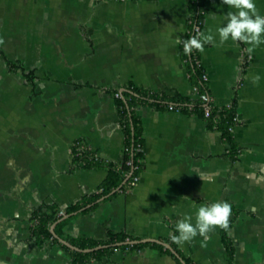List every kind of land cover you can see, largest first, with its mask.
Here are the masks:
<instances>
[{
    "label": "crops",
    "instance_id": "obj_1",
    "mask_svg": "<svg viewBox=\"0 0 264 264\" xmlns=\"http://www.w3.org/2000/svg\"><path fill=\"white\" fill-rule=\"evenodd\" d=\"M254 2L264 16V0ZM205 7L204 34L235 11L222 0ZM191 22L190 0H0V264L72 262L55 237L43 245L34 238L33 216L48 205L61 219L70 216L56 227L67 242L106 240L113 231L127 241L167 243L192 264H229L220 227L182 244L172 239L183 216L195 224L197 209L214 202L232 208L233 264H264V44L249 53L250 45L220 44L217 36L200 52L214 105L237 106L235 158L222 133L195 112L141 105L145 168L138 183L94 209L65 213L98 194L109 173L74 168L77 141L97 159L123 162L117 97L130 85L199 98L183 47ZM156 244L111 245L87 264H179Z\"/></svg>",
    "mask_w": 264,
    "mask_h": 264
},
{
    "label": "trees",
    "instance_id": "obj_2",
    "mask_svg": "<svg viewBox=\"0 0 264 264\" xmlns=\"http://www.w3.org/2000/svg\"><path fill=\"white\" fill-rule=\"evenodd\" d=\"M205 1L206 0H190L192 24L190 33L183 40V47L184 43L188 39L198 33L196 32V27H199L202 32L206 13ZM184 55L185 59L191 66V74L194 84L198 88L199 98L194 102L186 101L179 97L169 98L165 95L148 92L130 85L129 91L126 92L123 97L120 95L117 97V106L120 113V124L125 136L124 160L119 166L106 163L100 159H97L92 149L86 147L81 141H77L73 147V167L76 169L107 168L109 173L105 181L100 186L101 191L98 194L85 198L83 203H79L68 208L65 211L67 215L81 210L87 204L95 203L92 209L96 208L98 206V203L96 202L99 199L119 188L130 175L131 177L122 187V190L132 188V183L135 177H140L145 168V153L143 128L141 121L136 114V109L141 105L150 104L166 108L174 106L175 108H181V110H185L187 112H195L202 118L206 119L210 127L215 128L222 133L225 142L231 146L232 158H235L238 155L239 147L234 140V129L238 124L236 103L225 108H217L214 105L210 117H206L204 103L202 102L200 96L205 93L210 95V89L208 80H205L204 78L206 75L205 69L202 64H198V61H200V51L193 49L190 55H186L185 53ZM13 67L15 68V66ZM61 218L62 217L59 215V209L55 205L44 206L36 211L33 216V234L35 240L40 245H43L49 240L52 242H57L51 232V227ZM67 222L68 220L59 223L57 225V231ZM231 225L232 223L229 224V228L227 230L224 229L223 231V241L230 256L229 264H233V257L235 254V248L229 237V229ZM127 239V236L124 234L109 231L106 240H95L91 238H70L68 241L72 245L85 250L94 249L100 246H111L118 243H124L127 241ZM143 246L144 244H136L130 245L128 247L139 249ZM156 246L165 250V248L161 245L156 244ZM173 246L176 247V244L173 243ZM64 248L71 254L73 258L70 264H87L91 258L100 256L111 250V248H107L93 253H80L72 251L67 247ZM165 251L172 255L170 251ZM176 260L179 264H182L179 259L176 258ZM185 262L186 264H192L188 259H185Z\"/></svg>",
    "mask_w": 264,
    "mask_h": 264
},
{
    "label": "clouds",
    "instance_id": "obj_3",
    "mask_svg": "<svg viewBox=\"0 0 264 264\" xmlns=\"http://www.w3.org/2000/svg\"><path fill=\"white\" fill-rule=\"evenodd\" d=\"M222 4L235 11H228L224 15L223 25L217 26L214 33L209 30V34L197 33L188 39L184 43L186 55H190L193 49L203 52L204 45L215 44L217 36L220 44L231 39L234 42L250 45L249 53L264 44V16L257 11L254 0H222ZM259 79V76L254 77L253 83L258 82ZM231 211V205L227 202L201 205L195 214V224L192 223L190 215L183 216L175 225L178 235L173 236L172 239L182 244L191 241L198 234L206 237V234L214 227L227 230Z\"/></svg>",
    "mask_w": 264,
    "mask_h": 264
},
{
    "label": "water",
    "instance_id": "obj_4",
    "mask_svg": "<svg viewBox=\"0 0 264 264\" xmlns=\"http://www.w3.org/2000/svg\"><path fill=\"white\" fill-rule=\"evenodd\" d=\"M131 177V175L123 182V184L117 188L116 190H113L109 195H107L106 197H109L110 195H112L113 193H116L117 191L121 190L122 187L125 185V183L128 181V179ZM70 216H67L61 220H59L58 222H56L52 227H51V232L53 234V236L58 239L60 242H62L64 245H66L67 247H69L70 249L72 250H75L77 252H83V253H92V252H96V251H99V250H102V249H106L110 246H100V247H97V248H94V249H80L74 245H72L71 243L61 239L57 233H56V227L59 223L63 222L64 220L68 219ZM145 243H157V244H160L162 246H164L165 248H167L168 250H170L180 261L182 264H186V262L182 259V257L179 255V253L169 244L167 243H164L162 241H159V240H155V239H147V240H141V241H126L125 244L127 245H136V244H145ZM116 246H120L122 245V243H118V244H115Z\"/></svg>",
    "mask_w": 264,
    "mask_h": 264
},
{
    "label": "built area",
    "instance_id": "obj_5",
    "mask_svg": "<svg viewBox=\"0 0 264 264\" xmlns=\"http://www.w3.org/2000/svg\"><path fill=\"white\" fill-rule=\"evenodd\" d=\"M196 32L201 33V29L199 27H196ZM198 64H201V62L198 61ZM204 78H205V80H208L207 75H205ZM200 98H201L202 102L204 103L205 116L210 117V115L212 113L213 106H214L212 97L209 94L205 93V94H202L200 96ZM170 109L171 110H175V109L180 110L181 108H175L174 106H170ZM139 179H140V177H135L132 185L135 186L138 183ZM63 214L64 213L62 212V215Z\"/></svg>",
    "mask_w": 264,
    "mask_h": 264
}]
</instances>
